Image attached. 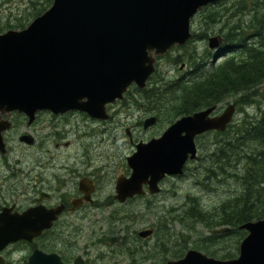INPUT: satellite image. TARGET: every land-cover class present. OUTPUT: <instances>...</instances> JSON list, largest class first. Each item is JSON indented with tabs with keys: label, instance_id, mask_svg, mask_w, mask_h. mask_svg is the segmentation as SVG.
Segmentation results:
<instances>
[{
	"label": "water",
	"instance_id": "water-1",
	"mask_svg": "<svg viewBox=\"0 0 264 264\" xmlns=\"http://www.w3.org/2000/svg\"><path fill=\"white\" fill-rule=\"evenodd\" d=\"M217 2L53 0L26 28L0 34V119H11L12 113L17 112L32 122L45 111L53 115L80 111L95 119H109L108 104L123 100L132 84L145 88L156 71L158 58L174 46L186 45L194 35L192 19L204 7ZM225 38L211 36L208 45L218 50ZM216 108L214 105L182 116L161 136L139 143L137 151L128 158L131 176L117 179V198L124 202L143 194L145 183L151 193H157L166 176L183 175L187 161L198 158L196 137L208 131H226L234 119L235 103L229 104L222 114L212 116ZM156 119L147 118L145 127L154 125ZM8 128L9 123L0 120L2 151L3 132ZM21 140L33 143L30 135ZM57 215L31 209V240L50 227ZM239 228L248 234L236 258L219 259L193 248L166 264H264V218L248 221ZM231 231L227 226L212 229L211 233ZM152 232L145 229L140 235L148 237ZM29 237L15 235L9 241ZM31 264L64 262L57 254L36 250ZM75 264L84 261L78 257Z\"/></svg>",
	"mask_w": 264,
	"mask_h": 264
},
{
	"label": "rangeland",
	"instance_id": "rangeland-1",
	"mask_svg": "<svg viewBox=\"0 0 264 264\" xmlns=\"http://www.w3.org/2000/svg\"><path fill=\"white\" fill-rule=\"evenodd\" d=\"M219 1L209 6V11L203 10L193 19L192 30L196 35L208 32L209 37L213 35L225 37L233 25L240 23L247 26L252 18L251 7L254 6L252 2L257 0H246V6L243 4L245 0ZM29 4V0H0V24L7 21L14 23L17 17L26 14L24 11ZM215 11L222 15L219 16L221 18L216 17L214 23L206 26L207 24L203 22L204 15L213 14ZM35 18L31 16L24 28L29 26ZM9 30L21 29L12 27L1 33ZM251 33H253L252 29ZM207 40L195 39L188 48L175 49L169 53L170 55L168 54L158 61L157 72L162 73L166 78L177 80L185 77L190 71L192 74L185 78L188 80L194 76V72L198 73L199 70V73L208 72L217 67L231 55L230 49L239 46V43H227L225 38V43L220 49L212 50L208 47ZM194 47H196L194 52L197 63H201L200 69L197 68L198 71L191 66L187 54V51ZM234 49L236 50L237 47ZM175 57H181V62L173 63L172 59ZM182 63H185L184 68L180 69ZM262 87L261 91H264V85ZM260 100H263L261 95L257 98V102L239 106L233 124H241L244 120H250L259 115L260 104L258 101ZM168 101L158 106L160 110L146 111L144 108L152 105L140 100L139 93L133 88L128 99L126 97L123 102L115 104L112 108L114 120L106 125L100 124L94 131L90 128L91 122L86 120L89 119L88 116L79 111L65 115H53L45 111L39 113L36 119H78V123L75 120L73 123L80 128L79 135L68 137L72 144L65 152L72 158L77 157L79 161L93 158L94 166L99 169V184L101 186L99 195L110 196L115 193L117 178L126 172L128 167L126 158L132 152V147L127 141L125 127L137 125L138 132H146L142 125L137 124L138 119L156 115L159 116V121L148 129L146 135L147 137L160 135L178 116L173 109V107H178V103ZM234 101H236V96L226 98L221 103L222 111L230 102ZM149 112L151 113L148 114ZM13 119L27 118L23 114L16 113L13 115ZM144 134H140L139 137H146ZM218 135L219 133L213 132L199 137L197 143L200 148L199 156L202 158L196 162L188 163L185 174L167 179L164 182L163 191L150 203L120 204L118 201L115 204L106 203L102 204L101 210H96L88 219L81 220L82 226L80 230L78 228L79 234L68 235L67 256L82 255L88 259V264H161L171 259L174 242L181 246L186 243L191 248L200 242L205 244L203 241L209 240V228L205 223L195 222V218L187 217L186 214L187 211H190L191 215L193 214L191 209L192 205H196L194 200L198 201V207L204 212L210 215H219L222 203L241 194V185L237 178L227 175H219L218 178H215L213 173L217 174L218 172L209 173L208 169L212 165L211 154L217 149ZM50 147L53 145L51 144ZM152 227L157 228L159 232L157 235L148 239L138 236L140 230ZM108 235L117 237L116 242L111 241L115 242L114 245L106 241ZM235 235L226 234L221 236L222 238L216 244L213 242L212 256L224 258V253L229 249L228 253H233L232 256L235 257L238 249L234 244L237 242L239 245L242 240Z\"/></svg>",
	"mask_w": 264,
	"mask_h": 264
},
{
	"label": "flooded vegetation",
	"instance_id": "flooded-vegetation-1",
	"mask_svg": "<svg viewBox=\"0 0 264 264\" xmlns=\"http://www.w3.org/2000/svg\"><path fill=\"white\" fill-rule=\"evenodd\" d=\"M197 39L207 40L208 38L200 35ZM152 77L149 79V83ZM133 88L139 93L140 100H142L143 92L141 91L147 87L139 89L135 84L129 87L124 99L129 98L130 91ZM123 100L108 105L109 119H94L88 116L89 119L86 120L91 122V130L94 131L100 124L106 125L113 121L112 108L115 104L123 102ZM144 109L155 111L150 108ZM197 111L182 116L191 115ZM221 111L222 106L218 103L217 110L213 115H218ZM158 118L159 116H157L156 123L159 121ZM0 120L3 124L5 122L6 124L9 123V128L3 132L5 148L3 151L0 149V264H31V255L36 250L46 254H57L64 264H75L78 257L83 259L84 264H88V259H85L82 255L67 256L68 235L79 234L78 228L80 230L82 226L80 221L88 219L96 210H101L102 204H115L117 201L120 204L131 202L148 204L163 191L164 182L169 178H174V176H166L159 183L160 191L157 193H151L149 184L145 183L143 184V194L128 197L124 202L117 198L116 183L113 195L100 196L99 169L94 166V159L89 158L85 161H79L77 157L72 158L65 152L72 144L68 137L79 135L80 128L73 123L74 120L78 123V119H34L32 122L30 119ZM146 120L147 117L138 119L137 123L139 126L142 125L146 132H138L137 125L125 127L127 141L132 147V152L126 158L128 166L126 172H123L120 176H131L132 169L128 158L137 151L139 143L148 142L163 134L147 137L148 129L156 123L146 128ZM217 132L214 131V133ZM210 133L213 132L196 137L198 151H200V148L197 140L202 135ZM140 134H144L146 137H139ZM24 135L32 136L33 143L22 141L21 138ZM51 144L53 147H50ZM201 158L199 156L197 160ZM197 160L189 159L186 167L188 163ZM31 209L50 212L51 215H57L56 212L59 211L50 227L43 229L32 240ZM42 224V221L38 223L39 226ZM149 229L153 232L148 237H142L140 235L141 230L138 232V236L142 239H148L159 233L157 228L152 227ZM15 235H28L30 237L9 241ZM107 237L106 241L108 243L117 240V237L112 235ZM221 238L213 239L214 244ZM4 241L5 244H3ZM115 242L110 244L114 245ZM172 246L174 249L179 245L174 242ZM238 255L239 253L235 257ZM166 262L161 264H166Z\"/></svg>",
	"mask_w": 264,
	"mask_h": 264
},
{
	"label": "trees",
	"instance_id": "trees-1",
	"mask_svg": "<svg viewBox=\"0 0 264 264\" xmlns=\"http://www.w3.org/2000/svg\"><path fill=\"white\" fill-rule=\"evenodd\" d=\"M245 2L246 0L243 1L244 5ZM29 3L24 11L26 14L17 17L14 23L7 21L0 24V33L7 28H24L31 16L37 17L43 14L52 5L53 0H29ZM252 3L254 5L251 7L252 18L247 26L237 23L230 28V32L225 36L230 44L236 40H238L236 43H239L237 52L235 49H231L233 56L230 55L226 59H229L228 61L225 60L208 72L204 71L205 74L203 72L195 73L196 76L188 80L166 78L162 73L157 72L153 75L148 87L141 91L143 92L142 101L152 105L148 108L160 110L158 106L167 103L170 99L168 102L178 103V107H173L178 115L192 113L224 102L230 96H236L235 102L238 107L251 104L253 101L257 102L260 95L263 97L262 101H258L260 104L259 115L250 120H244L241 124H230L225 132L219 133L218 148L211 154L212 165L208 169L209 173L218 172L217 174L213 173L215 178H218L219 175L237 178L241 185V194L222 203L219 215H210L204 212L198 207L197 200H194L196 205H192L193 214L191 215L190 211L186 212L187 217L195 218V222L205 223L209 229L223 225L231 226L233 235L236 234V237L243 234V231L239 230L240 225L264 218V91H261L264 85V0ZM203 10L209 11V7ZM207 12L205 13L207 14ZM219 16L222 15L218 11L204 15L203 22L208 26L216 21V17L221 18ZM251 29L253 33H251ZM195 36L198 35L194 34ZM201 36L207 38L208 32H203ZM189 44L180 48H188ZM177 48L179 47H174L173 50ZM187 54L190 63H195L196 70L200 69L196 63L194 50H188ZM181 60V57H175L172 62L179 63ZM187 77L188 75L185 78ZM218 237H221V234H212L208 236L209 240L205 241V244L200 242L195 247L212 255L211 244L214 242L213 239ZM235 245V248L238 249L237 242ZM188 246L185 243L175 247L171 256L175 258L182 256ZM228 252L224 253V257L233 255Z\"/></svg>",
	"mask_w": 264,
	"mask_h": 264
},
{
	"label": "bare ground",
	"instance_id": "bare-ground-1",
	"mask_svg": "<svg viewBox=\"0 0 264 264\" xmlns=\"http://www.w3.org/2000/svg\"><path fill=\"white\" fill-rule=\"evenodd\" d=\"M235 11H236V10H235ZM242 27H243V26H242ZM237 30H238V28H237ZM239 31H240V30H239ZM226 32H227V31H226ZM223 33H224V32H223ZM239 33H241V32H239ZM235 35H237V34H235ZM263 35H264V34H263ZM260 36H261V35H260ZM235 37H236V36H235ZM237 38H238V37H237ZM237 38H236V39H237ZM261 38H262V36H261ZM230 39H231V38H230ZM237 41H238V40H236V42H237ZM240 41H241V40H240ZM236 42H234V43H236ZM259 42H260V41H259ZM263 42H264V41H263ZM247 44H248V43H247ZM256 44H257V43H256ZM250 45H251V44H250ZM257 46H258V45H257ZM241 47H243V46H241ZM248 47H249V46H248ZM260 47H261V46H260ZM232 48H233V47H232ZM234 48H236V46H234ZM234 48H233V49H234ZM258 48H259V47H258ZM243 49H244V48H243ZM259 49H260V48H259ZM231 51H232V50H231ZM190 52H191V51H190ZM190 52H189V53H190ZM233 52H234V51H233ZM240 52H241V51H240ZM243 52H244V51H243ZM199 53H200V52H199ZM201 54H202V53H201ZM190 55H191V54H190ZM199 55H200V54H199ZM203 55H204V54H203ZM191 56H192V55H191ZM200 56H202V55H200ZM231 56H233V55H231ZM234 56H235V55H234ZM193 57H194V56H193ZM197 57H198V52H197ZM188 58H189V57H188ZM195 58H196V57H195ZM201 58H202V57H201ZM203 58H204V57H203ZM203 58H202V59H203ZM233 58H234V57H233ZM191 59H192V57H191ZM225 59H226V58H225ZM236 59H237V58H236ZM193 60H194V59H193ZM228 60H229V59H228ZM228 60H226V61H228ZM200 61H202V60H200ZM222 61H223V60H222ZM222 61H221V62H222ZM192 62H193V61H192ZM193 63H194V62H193ZM199 63H200V62H199ZM219 63H220V62H219ZM200 64H201V63H200ZM196 65H197V64H196ZM193 68H194V67H193ZM197 71H198V70H197ZM197 71H196V72H197ZM199 72H200V70H199ZM199 72H198V73H199ZM202 72H203V71H202ZM194 73H195V72H194ZM194 73H193V75H194ZM203 73H204V72H203ZM204 74H205V73H204ZM185 76H186V75H185ZM194 76H196V75H194ZM202 76H203V74H202ZM198 77H199V76H198ZM250 96H251V95H250ZM246 98H247V100H248V97H247V96H246ZM251 99H252V97H251ZM251 99H249V100H251ZM251 101H253V100H251ZM253 102H254V101H253ZM263 106H264V105H263ZM263 106H262V107H263ZM258 108H259V107H258ZM217 148H218V147H217ZM178 208H179V207H178ZM181 208H182V207H181ZM179 209H180V208H179ZM179 209H178V210H179ZM178 210H177V211H178ZM173 211H174V210H173ZM174 212H175V211H174ZM178 212H179V211H178ZM203 242H205V241H203Z\"/></svg>",
	"mask_w": 264,
	"mask_h": 264
}]
</instances>
